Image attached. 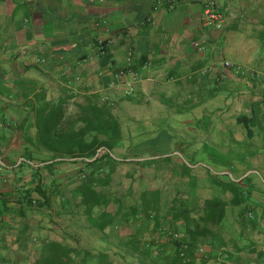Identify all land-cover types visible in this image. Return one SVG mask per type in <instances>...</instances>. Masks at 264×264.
<instances>
[{
	"label": "trees",
	"instance_id": "1",
	"mask_svg": "<svg viewBox=\"0 0 264 264\" xmlns=\"http://www.w3.org/2000/svg\"><path fill=\"white\" fill-rule=\"evenodd\" d=\"M230 74L252 82L233 95L219 125L224 138L203 147L208 161L190 160L193 148L175 145L171 131L149 136L129 125L99 94L70 103L0 91L18 109L4 128L23 139L16 180L0 196V264H264V80ZM69 163L80 169L62 180L58 167ZM124 165L130 183L117 190Z\"/></svg>",
	"mask_w": 264,
	"mask_h": 264
},
{
	"label": "crops",
	"instance_id": "2",
	"mask_svg": "<svg viewBox=\"0 0 264 264\" xmlns=\"http://www.w3.org/2000/svg\"><path fill=\"white\" fill-rule=\"evenodd\" d=\"M219 4L221 30L205 27L202 5L191 0H0V91L10 100L44 91L70 103L99 94L129 125L149 136L171 131L175 145L193 148L190 160L208 161L203 147L224 138L219 125L233 95H246L251 81L231 76L223 63L264 74V0ZM130 61L134 74L116 79L113 71ZM17 113L0 101V196L16 180L18 130L3 120L16 121Z\"/></svg>",
	"mask_w": 264,
	"mask_h": 264
},
{
	"label": "built area",
	"instance_id": "3",
	"mask_svg": "<svg viewBox=\"0 0 264 264\" xmlns=\"http://www.w3.org/2000/svg\"><path fill=\"white\" fill-rule=\"evenodd\" d=\"M172 5H175L179 0H169ZM199 2L202 5V23L205 27L221 30L225 24V15L219 4V0H191ZM223 66L240 77H254L257 80H264V74L232 61H225ZM133 64L130 61L125 67L117 68L114 72V77L118 80L125 78L128 75H133Z\"/></svg>",
	"mask_w": 264,
	"mask_h": 264
},
{
	"label": "rangeland",
	"instance_id": "4",
	"mask_svg": "<svg viewBox=\"0 0 264 264\" xmlns=\"http://www.w3.org/2000/svg\"><path fill=\"white\" fill-rule=\"evenodd\" d=\"M72 108L69 109V112L72 113ZM22 133L21 132H18V154H17V162L18 164H20L21 162V153H22ZM175 153H177L176 155L178 156H183V154L181 153V151H176ZM79 166L78 165H74V164H65V165H61L58 167V177L62 180L66 179L68 176H74L75 174H77V172L79 171ZM131 170V166H121L120 168V171L119 173L115 176V179H114V186L116 187L117 190H120V188H127L128 187V184L130 183L129 180L125 177V174L127 171H130ZM27 172H29V170H27ZM224 173H227V172H224ZM13 180V179H12ZM35 220H38V221H43L41 223V225L44 224V222L47 220V217H46V214L44 213H40L38 215H36L35 217ZM49 233V229L46 230H42L40 232H38V230L36 231L35 233V237L38 236V238L40 236H45ZM54 233L52 234V237H54ZM97 240L96 239H92L91 240V245L92 246H99L100 243L96 242ZM224 259L220 260V261H215L214 263H210V264H228L226 262V260H224L225 262H222Z\"/></svg>",
	"mask_w": 264,
	"mask_h": 264
},
{
	"label": "water",
	"instance_id": "5",
	"mask_svg": "<svg viewBox=\"0 0 264 264\" xmlns=\"http://www.w3.org/2000/svg\"><path fill=\"white\" fill-rule=\"evenodd\" d=\"M246 176H248V175H246ZM246 176H245V177H246ZM231 177H232V176H231Z\"/></svg>",
	"mask_w": 264,
	"mask_h": 264
}]
</instances>
